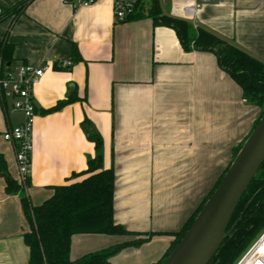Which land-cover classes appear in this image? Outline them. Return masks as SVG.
<instances>
[{"label": "crops", "instance_id": "1", "mask_svg": "<svg viewBox=\"0 0 264 264\" xmlns=\"http://www.w3.org/2000/svg\"><path fill=\"white\" fill-rule=\"evenodd\" d=\"M20 1L1 0L0 41L12 46L11 65H49L33 89L29 201L39 205L53 186L83 177L78 174L96 152L81 129L87 118L101 137L103 166L113 168L115 222L131 232L156 233L138 247L123 248L110 264L157 262L174 240L171 233L208 195L233 149L248 137L260 108L243 98L213 53L185 50L172 28L146 12L116 22L112 0L88 7H74L72 0H29L15 12ZM170 2L169 15L183 18V0ZM192 22L193 29L202 26L264 62V0L206 3ZM66 59L72 66L60 68ZM69 97L61 109L45 112ZM21 120L10 101L0 100V153L16 181L14 148L1 135ZM20 196L7 194L0 177V264L28 262ZM134 237L75 234L69 256L75 260Z\"/></svg>", "mask_w": 264, "mask_h": 264}, {"label": "trees", "instance_id": "2", "mask_svg": "<svg viewBox=\"0 0 264 264\" xmlns=\"http://www.w3.org/2000/svg\"><path fill=\"white\" fill-rule=\"evenodd\" d=\"M28 1L22 0L17 3L13 7L14 11L19 12ZM147 1L149 4L147 15L156 24L172 28L185 50L213 53L218 66L239 85L243 98L260 108L254 128L264 113V62L202 26L193 29L186 19L163 13L159 0ZM73 52L78 54L76 47H73ZM12 62V46L5 41H0V68L8 67ZM72 100L73 98L70 97L59 100L45 112L59 110ZM81 129L87 139L93 142L96 151L93 157L87 159L86 168L78 174L83 177L77 181L53 186L52 195L39 205H33L29 201L26 192L29 179L25 187L14 180L0 153V177L5 182V192L21 194L20 203L28 223V230L23 234L24 243L29 251L27 264H110V258L123 248L138 247L156 234L131 232L115 222L113 168L103 166L102 140L87 118L81 122ZM244 141L233 149L230 162L217 178L208 195L182 227L171 233L174 240L162 257L153 264H161L183 237L206 200L220 183ZM234 223H236L235 226L228 232L209 264L236 263L260 231L264 230V161L238 203L228 229ZM81 233L135 237L133 240L89 252L71 260L69 251L72 237Z\"/></svg>", "mask_w": 264, "mask_h": 264}, {"label": "built area", "instance_id": "3", "mask_svg": "<svg viewBox=\"0 0 264 264\" xmlns=\"http://www.w3.org/2000/svg\"><path fill=\"white\" fill-rule=\"evenodd\" d=\"M97 0H72L74 7H88ZM160 3L173 0H159ZM217 0H183L182 17L194 20L197 13L206 3ZM147 0H112L113 17L116 22H124L133 18L139 12L148 9ZM3 17V7L0 0V19ZM73 62L69 59L58 63L60 68H69ZM48 64L33 66L29 64H14L0 68V100L10 101L11 111L20 112L22 120L15 126L4 131L1 137L12 143L15 164L18 172V183L26 186L30 176L32 129L36 114L33 89L39 83ZM236 264H264V232L252 246L241 256Z\"/></svg>", "mask_w": 264, "mask_h": 264}, {"label": "water", "instance_id": "4", "mask_svg": "<svg viewBox=\"0 0 264 264\" xmlns=\"http://www.w3.org/2000/svg\"><path fill=\"white\" fill-rule=\"evenodd\" d=\"M264 161V113L245 139L191 226L161 264H209L230 229L232 215Z\"/></svg>", "mask_w": 264, "mask_h": 264}, {"label": "rangeland", "instance_id": "5", "mask_svg": "<svg viewBox=\"0 0 264 264\" xmlns=\"http://www.w3.org/2000/svg\"><path fill=\"white\" fill-rule=\"evenodd\" d=\"M170 5H171V2H170V1H166V2H164V3H161L160 7H161V10L163 11V13H168V14L171 13L170 10H169ZM145 14H147V11H146ZM176 15H177V14H176ZM188 22H189V24L193 27V24H194V23H193L191 20H188ZM263 232H264V230L260 231V233L255 237V239H254V240L252 241V243L249 245V247L247 248V250L252 246V244L258 239V237L260 236V234L263 233ZM247 250H246V251H247ZM246 251H245V252H246ZM245 252H244V253H245ZM244 253H243V254H244ZM243 254H242V255H243ZM242 255H241V256H242ZM241 256L238 258V260L241 258ZM238 260H237V261H238ZM236 263H237V262H236ZM236 263H234V264H236Z\"/></svg>", "mask_w": 264, "mask_h": 264}]
</instances>
